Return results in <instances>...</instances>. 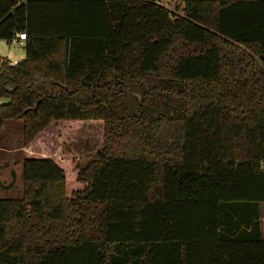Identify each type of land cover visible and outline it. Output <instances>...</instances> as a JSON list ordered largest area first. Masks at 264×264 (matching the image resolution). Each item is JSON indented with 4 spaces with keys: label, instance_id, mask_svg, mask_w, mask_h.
<instances>
[{
    "label": "trees",
    "instance_id": "obj_1",
    "mask_svg": "<svg viewBox=\"0 0 264 264\" xmlns=\"http://www.w3.org/2000/svg\"><path fill=\"white\" fill-rule=\"evenodd\" d=\"M0 126L104 121L66 193L24 157L0 264H264V0H0Z\"/></svg>",
    "mask_w": 264,
    "mask_h": 264
},
{
    "label": "rangeland",
    "instance_id": "obj_2",
    "mask_svg": "<svg viewBox=\"0 0 264 264\" xmlns=\"http://www.w3.org/2000/svg\"><path fill=\"white\" fill-rule=\"evenodd\" d=\"M24 54L22 44L0 39V58L18 61ZM7 101V97L0 96V103ZM103 128L104 121L100 119L51 120L31 141L23 144L21 120H4L0 126V197L22 194L21 161L24 157H49L60 165L65 172L68 196L73 190L82 189L85 184L77 180V173L102 145ZM261 209L264 237V202Z\"/></svg>",
    "mask_w": 264,
    "mask_h": 264
},
{
    "label": "built area",
    "instance_id": "obj_3",
    "mask_svg": "<svg viewBox=\"0 0 264 264\" xmlns=\"http://www.w3.org/2000/svg\"><path fill=\"white\" fill-rule=\"evenodd\" d=\"M25 32H17L16 37L11 39V43H19L21 44V39H25ZM19 41V42H18ZM10 63L14 64L16 61H10ZM259 169L264 171V157L259 160Z\"/></svg>",
    "mask_w": 264,
    "mask_h": 264
},
{
    "label": "crops",
    "instance_id": "obj_4",
    "mask_svg": "<svg viewBox=\"0 0 264 264\" xmlns=\"http://www.w3.org/2000/svg\"><path fill=\"white\" fill-rule=\"evenodd\" d=\"M166 1H168V0H166ZM19 42V41H18ZM19 44V43H18Z\"/></svg>",
    "mask_w": 264,
    "mask_h": 264
}]
</instances>
